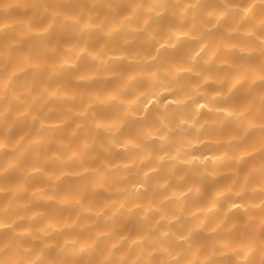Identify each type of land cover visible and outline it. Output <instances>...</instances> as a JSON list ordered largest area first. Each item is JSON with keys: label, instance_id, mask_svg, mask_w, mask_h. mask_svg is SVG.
Here are the masks:
<instances>
[{"label": "clouds", "instance_id": "9594fccd", "mask_svg": "<svg viewBox=\"0 0 264 264\" xmlns=\"http://www.w3.org/2000/svg\"><path fill=\"white\" fill-rule=\"evenodd\" d=\"M0 264H264V0H0Z\"/></svg>", "mask_w": 264, "mask_h": 264}]
</instances>
